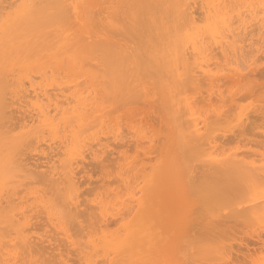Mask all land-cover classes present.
I'll return each mask as SVG.
<instances>
[{
  "label": "bare ground",
  "instance_id": "6f19581e",
  "mask_svg": "<svg viewBox=\"0 0 264 264\" xmlns=\"http://www.w3.org/2000/svg\"><path fill=\"white\" fill-rule=\"evenodd\" d=\"M263 54L264 0H0V264H69L68 254L74 264H174L178 259L166 262V251L176 256L182 237L206 239L207 232L212 241L225 239L229 219L264 220L263 196L251 201L255 205L246 200L247 210L240 208L244 202L234 212L226 209L228 219H217V206L210 205L216 218L205 215L209 223L202 225L192 219L191 199H184L187 211L180 209L184 197L192 198L197 173L209 181L264 182V157L263 167L261 155L254 160L260 168L248 153L238 157L244 155L240 138H253L249 129L254 136L261 127L256 137L264 148V124L257 123L255 133L244 128L258 122L250 121L251 113L245 114L249 122L236 115L237 98L251 93ZM240 86L244 92L235 91ZM262 104H252L259 119ZM229 134L236 146L228 149ZM220 143L223 152L236 153L240 145L241 154L221 151L223 158L214 151ZM146 144L152 152L159 148L155 164ZM128 146L137 152L131 161ZM109 149L123 161L110 159L117 170ZM191 153L201 159L188 161ZM97 163L104 182L113 177L118 186L103 183L93 199L83 186ZM226 182L212 184L224 187L214 193H222L218 203L232 181ZM201 191L209 204L213 194ZM114 223L120 227L112 231ZM254 243L236 252L223 243L218 256L245 258L256 243L264 246Z\"/></svg>",
  "mask_w": 264,
  "mask_h": 264
},
{
  "label": "rangeland",
  "instance_id": "374dc122",
  "mask_svg": "<svg viewBox=\"0 0 264 264\" xmlns=\"http://www.w3.org/2000/svg\"><path fill=\"white\" fill-rule=\"evenodd\" d=\"M260 56V55H259ZM263 56H264V54H263ZM260 58V57H259ZM261 62L263 61V57H261ZM260 62V63H261ZM262 64H264V62L262 63ZM258 65H260L259 63H258ZM257 65V66H258ZM262 66V65H261ZM260 66V69H259V67H257V69H256V73H254V74H250V79H251V76L253 77V82H252V84H253V89L251 90V93H252V91H253V94L252 95H250L251 93H249V91H248V93H245L244 92V88H246V87H241L240 88V91H238V90H235V91H237V92H244V93H241V95H240V93H238L240 96L237 98V97H235V95H233V94H235V93H233V91H232V89H234V87H235V85H233L234 87H232V84H230L231 85V88H229V86H228V89H231V91L232 92H230V94H232L234 97L233 98H237V104H239V105H241L242 107H239V109L240 108H242V109H237V111H236V115H241L242 116V118H244V120H245V118L247 119V116H248V113L250 114H252L251 116H249V117H253V118H250L251 120L250 121H252V119H255L256 121H258V122H249L248 121V119H249V117H248V119H247V121L249 122V125H247V126H244V128L246 129V130H248V128H252V127H254V128H252L253 129V131L255 132V131H257L258 129H259V127L257 126L258 124L257 123H259L260 124V126H262L261 124H264L262 121H260V120H262V116L264 117V115H262V116H260L261 117V119H259V118H256V117H258V116H256L255 115V117L253 116V109H252V107H255V106H253V105H258L259 104V106L262 104V102L264 103V100H262V99H264V65H263V67H261ZM263 68V69H262ZM248 71V70H247ZM246 71V72H247ZM249 72V71H248ZM249 77V76H248ZM246 79V78H245ZM248 79V78H247ZM246 81V80H245ZM245 81H243V82H245ZM251 82V81H250ZM247 83H248V81H247ZM243 83H241V85H242ZM245 84V83H244ZM243 84V85H244ZM251 83H249V84H247V86H249ZM251 86V85H250ZM238 87L236 86V89H237ZM249 88V87H248ZM222 89L223 90H226L227 89V86L224 88V86L222 87ZM250 89V88H249ZM248 89V90H249ZM222 90V91H223ZM242 90V91H241ZM229 90H227V91H224V95H225V93H226V95H227V92H228ZM246 92H247V89H246ZM206 93L204 92L203 93V96L205 95ZM238 94L236 95V96H238ZM249 94V95H248ZM229 95V94H228ZM232 95H231V98H232ZM198 97V96H197ZM200 97V96H199ZM197 98L198 100H200V98ZM202 98V97H201ZM226 98V97H225ZM229 99H230V96H229ZM197 100V101H198ZM202 101V99L199 101V102H201ZM227 101H229V100H227ZM233 101V102H232ZM236 101V100H235ZM216 102V101H215ZM231 102L232 103H234V99H230V101H229V103L231 104ZM261 103V104H260ZM251 104V105H250ZM253 104V105H252ZM227 105H229V104H227ZM263 105V104H262ZM229 106H232V105H229ZM234 106H235V104H234ZM244 106H245V108H244ZM251 106V107H250ZM228 107V106H227ZM227 107H226V110L228 111L227 113H229V111L230 112H233L234 113V111L232 110V108L230 109V110H228L227 109ZM233 107V106H232ZM237 108H238V106H236ZM236 107H234L233 109H236ZM257 107V106H256ZM263 107H264V105H263ZM247 108H251L252 110L250 111L249 109V111L247 110ZM258 108V110H260L259 108L260 107H257ZM256 109V108H255ZM264 109V108H263ZM232 110V111H231ZM257 110V109H256ZM239 111V112H238ZM241 111V112H240ZM245 111V112H244ZM248 112V113H247ZM256 112V111H255ZM264 112V111H263ZM247 113V116L245 115ZM258 113V112H257ZM260 113H261V110H260V112H259V114H257V115H260ZM232 114V113H231ZM255 114V113H254ZM263 114V113H262ZM229 115V114H228ZM235 115V114H234ZM235 115V116H236ZM246 117H245V116ZM230 117V116H229ZM264 119V118H263ZM151 120V122L152 121H154V118H151L150 119ZM157 119L155 118V122L156 123H158L157 121H156ZM254 120V121H255ZM154 122V124L153 125H156V123ZM246 122V121H245ZM244 122V125L246 124ZM262 122V123H261ZM250 123H252V125H255L256 124V126L257 127H255V126H252V125H250ZM162 126V125H161ZM250 126V127H249ZM264 126V125H263ZM156 127H158L159 129L158 130H160V126H157L156 125ZM255 128H257V130H254ZM245 130V131H246ZM260 130H261V127H260ZM260 130H259V132H260ZM249 131L251 132H248V131H246L248 134H249V136H250V134L252 135V137L254 138H257V139H253V138H251L252 140H245V139H248L247 137H248V135H245L244 137H245V139H244V137H243V141L241 140L242 138H240V141H239V143H240V150H241V153L244 151V155L243 154H241V153H239L240 151L238 150L237 151V148L238 147H236V148H234V151L237 153H239V155L240 156H238L239 158L240 157H242V158H244V156H246L247 155V153H248V155H250V156H253L254 158H253V162H255V163H252V164H255L254 166H256V161H257V158H258V155H261V156H259V158H258V163H259V166H262L263 167V165H261V164H263V162H261L260 161V159L262 158V157H264V148H263V145H262V143H260V142H263V141H261L260 139L261 138H259V137H261V136H258V137H256L257 135H258V133H256V135H254L253 136V133H252V131H251V129H249ZM261 132H263L264 133V129H263V131H261ZM126 133V132H125ZM247 133H245V134H247ZM254 133V134H255ZM262 133V134H263ZM260 135H261V133H259ZM229 136V138L231 137V140L228 138L227 139V137L226 138H224V142L223 141H221V143L223 144L224 143V146L225 147H229V146H236L235 144H233L234 143V141L233 142H231L232 141V135H228ZM262 137H264V134L262 135ZM250 138V137H249ZM258 138H259V140H258ZM128 139V138H127ZM226 139H227V141L229 142H227L226 143ZM263 139V138H262ZM235 140V139H234ZM238 140L239 139H237V141L235 140V142H236V144L238 143ZM245 140V141H244ZM241 141L243 142V143H241ZM260 141V142H259ZM156 142V141H155ZM155 142H153L154 144H155ZM152 143V144H153ZM220 143V144H221ZM152 144H150V146H149V144L147 145L148 147H146V148H148V150L150 151V149H149V147L150 148H152ZM158 144V143H157ZM156 144V145H157ZM159 144H160V146H159ZM159 144L157 145L158 147H161V143L159 142ZM221 144V146H219L220 147V149L219 148H217V150L219 149V151H218V153H217V150L215 149L214 151H216V154H218V155H220V153H221V151L223 152V150H224V148H222L223 150H221V147L223 146ZM228 144V145H227ZM264 144V143H263ZM146 145H144V146H146ZM238 145V144H237ZM155 148H156V146L155 145H153ZM223 146V147H224ZM153 147V148H154ZM231 147V148H232ZM242 147V148H241ZM127 148H130V146H128ZM154 148V152L156 153V152H158L157 150L159 149H155ZM226 148V149H227ZM117 148H114V150H116ZM123 149V148H122ZM122 149H119L121 152H123L122 151ZM133 149L135 150V148L133 147ZM132 149V146H131V148L128 150V149H126L125 150V148H124V152L125 151H127V153L129 152V154H130V157H129V155L126 157V158H130V159H127V160H132L133 158L131 157V156H133L134 155V153L136 152H134V150ZM229 149V148H228ZM227 149V152H226V150H225V152H226V154L229 152V150ZM236 149V150H235ZM110 150V149H109ZM108 150V154L110 153V151H112V150H110L109 151ZM118 150V149H117ZM147 150V149H146ZM152 150V149H151ZM156 150V151H155ZM243 150V151H242ZM148 151V152H149ZM213 151V150H212ZM212 151H209L210 152V154L212 153ZM114 154L112 155V156H110L111 154H109V162H111V163H113L112 162V160L113 159H115V161H114V163L116 164V160H117V162H119L120 161V163H122L121 162V160H119V158H118V155H119V157L121 158V156H120V154L118 153V151L116 152V151H112ZM111 152V153H112ZM148 152H147V157L148 156H150V154L152 153V155L150 156L152 159H153V161H151L153 164H155L154 163V158H155V156H154V158L152 157L153 156V153L154 152H152V151H150V153H149V155H148ZM220 152V153H219ZM225 152H223V154L225 155ZM231 152H233V148H232V150L229 152L230 153V155H228V156H231L232 155V153ZM126 153V154H127ZM137 153V152H136ZM141 153V152H140ZM187 153H189L190 154V152H186V155H189V154H187ZM236 153H234L233 152V154H234V156L236 155H238V154H236ZM245 153H246V155H245ZM261 153V154H260ZM107 154V155H108ZM215 154V155H216ZM136 155V154H135ZM138 155H140V154H138ZM137 155V156H138ZM142 155V154H141ZM140 155V156H141ZM156 155V154H155ZM197 155V157L198 158H196V157H193V153H191V156H186V159L187 158H190L188 161H192V162H194L195 163V161L198 159V160H200L201 158H199V156H198V153H194V156H196ZM212 155V154H211ZM214 155V153H213V156H214V158H216V156H218V155H216L215 156ZM224 155H220V156H224ZM142 156H144V155H142ZM157 157L159 156L160 157V154H158L157 153V155H156ZM210 156V155H209ZM226 156V155H225ZM225 156L223 157V158H225ZM227 156V157H228ZM250 156H249V158H248V160L250 161ZM257 156V157H256ZM145 157V156H144ZM149 157V158H150ZM185 157V156H184ZM222 157H217V158H222ZM248 157V156H247ZM118 158V159H117ZM132 158V159H131ZM138 158H141V157H135V159H137V160H140V159H138ZM149 158H148V160H149ZM150 158V159H151ZM241 158V159H242ZM256 158V159H255ZM110 159H112V160H110ZM151 159V160H152ZM159 159V158H158ZM161 159V158H160ZM160 159H159V161H160ZM194 159H196V160H194ZM245 159V158H244ZM263 159V158H262ZM261 159V160H262ZM145 160H147V159H144V161ZM194 160V161H193ZM254 160H256V161H254ZM158 161V162H159ZM244 161V160H243ZM245 161H247V160H245ZM263 161V160H262ZM146 162V161H145ZM149 163L150 165L152 164V163ZM157 162V163H158ZM192 162H189V163H192ZM93 164H94V162H92ZM91 163V164H92ZM113 163V166H112V164H111V167H112V169H114L115 168V170H117L116 168V166L114 167V164ZM146 163H148V162H146ZM160 163V162H159ZM158 163V164H159ZM187 163V162H186ZM258 163H257V168H260L259 166H258ZM109 165H110V163H108ZM119 164V163H118ZM148 164V165H149ZM152 164V165H153ZM157 164V165H158ZM251 164V165H252ZM95 165H96V163H95ZM95 165H92L91 167L93 168H89V170H90V172L92 173L91 175H92V177H90V179L91 180H88L89 179V175L88 176H86V177H88V179H85L86 180V184L84 185V183H85V180H84V178H83V188H84V191H83V195H85V194H87V196H90L91 198L93 197V195L95 194V195H99L100 193H102L104 190H105V188H107V186L110 184L109 182H111V184L113 185V181L114 180H112V178L110 179V181H109V178H108V184H107V182H104V181H106V178H104L105 180H103L102 178H103V174L104 173H102V171H101V173H102V175L100 174V167H98L99 165H98V163H97V168H99V170L98 169H95V173H94V167L93 166H95ZM150 167V166H149ZM261 167V168H262ZM96 168V167H95ZM264 168V167H263ZM98 170V171H97ZM112 172V171H111ZM200 176V174L199 173H197L195 176L198 178H196V177H192L191 179H193V182H192V180H191V183H190V188H191V190H192V195H194V194H196V195H194V197L191 195V197L192 198H188V200H186V198L184 197L183 199H182V202L184 203V204H181L182 206H180V209H183L184 210V208L183 207H185V211H187V208L186 207H188V206H185L186 204H188V201H190V199L192 200L191 201V203H194V209L196 210L197 209V211H195L194 209H192V210H194L195 212L194 213H196L195 215L193 214V213H191L192 214V219L194 220V222L195 223H200L201 225L202 224H205V223H209L208 221H207V219H209V217L210 218H212L211 220H214L213 218L215 217V216H217V219H219V218H221V219H224V218H222V217H225V218H227V215H228V218L229 217H231V215L229 216V212H234V209H236V206L239 204V203H241L242 204V202H244L243 203V205H244V208H242L243 207V205L242 206H240V205H238V206H240V208L242 209V210H244L246 207H245V202H247V201H252L256 196H257V198L258 197H264V182H262V183H260V180L259 181H257L258 183H255V181H254V186H253V184H244L243 183V180L242 181H238V184H237V180H227V182H226V180H222L221 182L220 181H218V180H216V179H212V178H209V179H211L212 181H214V182H212V181H209L208 180V178H204L203 177V175H201L200 177H198V176ZM84 176V177H85ZM85 177V178H86ZM201 177H203V178H201ZM199 178H200V180H199ZM114 179V178H113ZM196 179V180H195ZM205 179V180H204ZM82 180V179H81ZM217 181V185L215 184V182ZM264 180V179H263ZM208 181H209V183L212 185L213 183L216 185V186H218V184L220 183V184H224L223 182H226L227 184H229L231 181L233 182H231L230 183V185L232 184H234V186L233 187H229V189H228V186H230V185H225V195H226V198H223V196H225V195H223L222 196V198L220 197V202H222V203H218V202H216V200L218 201V199H219V195L220 194H218V195H216V196H214L215 194V191H219L220 189L219 188H221V187H223V186H221V187H217L216 188V186H214V188H213V185L211 186V185H208ZM228 181H229V183H228ZM234 181H236V182H234ZM205 182V183H204ZM245 182V181H244ZM247 182V181H246ZM250 181H248L247 183H249ZM104 183V185L103 186H105V183L107 184V186H105V188L103 187V191H102V184ZM207 183V184H206ZM225 183V184H226ZM240 183H243V184H240ZM251 183V182H250ZM115 184H116V182L114 183V185H113V187L115 186ZM205 186H204V185ZM235 184H237V185H235ZM239 184H240V186H239ZM112 185H109V186H112ZM231 185V186H232ZM243 185V186H242ZM116 186H118V184L116 185ZM115 186V187H116ZM236 186V187H235ZM101 187V188H100ZM204 187V188H203ZM207 187V188H206ZM209 187V188H208ZM213 188V189H211L212 191H210L209 189L210 188ZM238 187V188H237ZM215 188H216V190H215ZM224 188V187H223ZM222 188V190H221V192L224 190ZM233 190H232V189ZM99 189V190H98ZM101 189V190H100ZM181 190L183 189V188H180ZM179 189V191H181ZM196 189H200V190H198V192L199 191H201V189H202V191L201 192H207L209 195L210 194H213V196H214V198H211V200H210V198H208L209 200H210V202H212V200L214 201L212 204L209 202V204L207 203V204H205L206 202H205V199L202 197V196H199V195H197V190ZM204 189H206L205 191H203ZM236 189V190H235ZM239 189V190H238ZM231 190V191H230ZM99 191V192H98ZM214 191V192H213ZM237 191V192H236ZM239 191V192H238ZM213 192V193H212ZM220 192V193H221ZM224 192V191H223ZM235 192V193H234ZM98 193V194H97ZM229 193V194H228ZM233 193V194H232ZM237 193V194H236ZM216 194H217V192H216ZM224 194V193H223ZM231 194V195H230ZM94 195V196H95ZM182 195V194H181ZM201 195V194H200ZM204 196L206 195V196H209V195H207V194H203ZM221 195H222V193H221ZM220 195V196H221ZM236 195V196H235ZM86 196V195H85ZM96 196V197H97ZM201 198H199V197ZM205 196V197H206ZM89 197V198H90ZM209 197H211V195L209 196ZM218 198V199H216L215 200V198ZM235 197V198H234ZM237 197V198H236ZM262 197V198H263ZM82 198H84V196L82 197ZM81 198V199H82ZM88 198V197H87ZM87 198H86V200L84 199V201L83 202H87V201H90V200H87ZM194 198V199H193ZM93 199H95L94 197H93ZM184 199H185V201H187V203L186 202H184ZM204 201H203V200ZM224 199V200H223ZM229 199H230V201H229ZM239 199V200H238ZM248 199H250V200H248ZM196 200V201H195ZM233 200V201H232ZM247 200V201H246ZM259 200V199H258ZM262 200V199H261ZM264 200V199H263ZM262 200V201H263ZM181 201V200H180ZM208 201V200H207ZM236 201V202H235ZM257 201V200H256ZM255 201V203H257ZM261 201V202H262ZM202 202H204V203H202ZM253 202V201H252ZM251 202V203H252ZM260 202V201H259ZM258 202V203H259ZM186 203V204H185ZM190 203V202H189ZM225 203V204H224ZM227 203H228V205H227ZM248 203V202H247ZM205 204V205H204ZM216 204H218V205H216ZM235 204H237L236 206H235ZM250 204V203H249ZM252 204H254V203H252ZM252 204H250L251 206H253ZM193 205V204H192ZM217 206V207H213V212L216 214L215 216H214V214L213 215H210L209 216V214H212V207L210 206L209 207V209H206L207 207H205V206ZM221 205V206H220ZM222 205H226V206H224V207H222ZM255 205V204H254ZM218 206H219V208H218ZM229 206H231V207H229ZM233 206V207H232ZM235 206V207H234ZM237 206V207H238ZM261 206V205H260ZM247 207H248V205H247ZM255 207V206H254ZM258 206H256V208H257ZM189 208V207H188ZM211 208V209H210ZM217 208V209H216ZM222 209V211H221V209ZM234 208V209H233ZM249 208H250V206H249ZM253 208V207H252ZM260 209L262 208L263 209V206H261V207H259ZM229 210V212L227 211V210ZM248 208H246V210H247ZM261 209V210H262ZM184 211V212H185ZM208 211H210V213H208ZM225 211V212H224ZM223 212V213H222ZM263 212V211H262ZM261 212V213H262ZM221 216H220V215ZM205 215H206V218L207 219H205L204 217H205ZM220 217H219V216ZM264 215V214H263ZM263 215H261L262 217H263ZM212 216V217H211ZM214 216V217H213ZM260 216V217H261ZM261 217V218H262ZM196 218H198V220L196 219ZM216 218V217H215ZM227 218V219H228ZM259 218V217H258ZM264 218V217H263ZM130 219H131V217H130ZM129 218H128V220H130ZM250 219V218H249ZM249 219H247L246 221H243V222H239L238 223V221H236L235 223H237V224H235L234 223V221L232 220V219H229L230 221H232L231 223L229 222V221H227V223L229 222L230 223V226L232 227H230V226H227L228 228L230 227L231 229H230V231H229V233L227 234L228 236L224 239L223 238V236L225 237V235L223 234V236L222 235H220L221 236V238L218 240V238H217V240H216V237H218L219 235H217L216 237H215V241H212L211 239L213 238L212 237V235H211V239L210 238H208L207 239V237H208V233L206 232V239L204 238L205 236H204V234H202V236H204L203 238H200L199 236H201V230L198 232L200 235L198 236V237H196L195 239H189L188 240V238L189 237H182V239H181V243H180V251L179 252H177V255L176 256H172L171 254H170V252L171 251H169L168 250V248H167V253L169 254V256H171L170 258H173V257H176V259H178V260H176V262L178 261V263L179 264H183L184 262V264H262V262H264V246H262L261 245V243H256V245L257 244H259L258 246H257V249H256V251H252V252H250L249 254H245L246 256H245V258H239V259H233V262H229V261H227V260H223L222 259V257H220V256H218V254H219V251H221L222 249H223V243L225 244L224 246H226V243L227 244H230V245H228V246H233L234 247V252H236V251H239L240 249H238V248H241V246L243 245V244H245V243H247V244H250V245H252L253 246V244L252 243H254V242H257V241H261V240H263L264 241V220L263 219H257V218H254V219H251V220H249ZM206 220V221H205ZM225 221H226V219H225ZM233 223V225H231ZM115 224V226H113V224H112V226H111V228L110 229H112V231H113V229L114 228H116L117 230L119 229L118 227H120L119 225H118V227L116 226V224H118V223H114ZM197 225H199V224H197ZM203 226H205V225H203ZM113 227V228H112ZM227 228V229H228ZM115 229V230H116ZM226 230V229H225ZM205 230H203V232H204ZM117 232V231H116ZM202 232V233H203ZM226 232V231H225ZM41 233H42V231H41ZM43 233H44V231H43ZM219 236V237H220ZM187 238V239H186ZM222 239H223V241H222ZM185 240H188V241H186L185 242ZM222 241V242H221ZM182 242H184V243H182ZM181 244H183L182 246H181ZM255 244V243H254ZM63 250H64V248H63ZM63 250H62V253L64 254V252H63ZM166 253V254H167ZM65 254H68L67 252H65ZM66 256V257H65ZM169 256L168 255H166V262H170V261H173L174 262V260H175V258H173V260H171L170 258H169ZM67 257H70L69 258V260H68V262H69V264H74L73 262H75L76 261V257L75 256H73V254H72V256H71V254H70V256H69V254L68 255H64V258H67ZM168 257V258H167ZM75 261H74V260ZM168 259L170 260V261H168ZM180 259V260H179ZM165 261V260H164ZM77 262H78V264H80V262L77 260ZM175 262V263H176ZM182 262V263H181ZM174 263V264H175ZM166 264V263H165ZM169 264V263H168ZM172 264V263H171ZM177 264V263H176Z\"/></svg>",
  "mask_w": 264,
  "mask_h": 264
},
{
  "label": "snow or ice",
  "instance_id": "6c2138e0",
  "mask_svg": "<svg viewBox=\"0 0 264 264\" xmlns=\"http://www.w3.org/2000/svg\"><path fill=\"white\" fill-rule=\"evenodd\" d=\"M24 7L28 8V9H31V8L34 7V6H33V5H26V6H24ZM262 264H264V262H262Z\"/></svg>",
  "mask_w": 264,
  "mask_h": 264
}]
</instances>
